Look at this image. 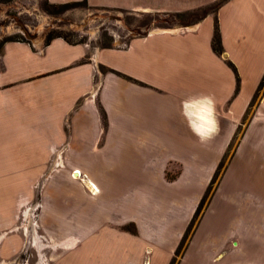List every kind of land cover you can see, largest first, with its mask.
Wrapping results in <instances>:
<instances>
[{
  "label": "crops",
  "instance_id": "crops-1",
  "mask_svg": "<svg viewBox=\"0 0 264 264\" xmlns=\"http://www.w3.org/2000/svg\"><path fill=\"white\" fill-rule=\"evenodd\" d=\"M81 1L166 15L219 0H47ZM214 18L222 57L211 50ZM118 39L107 48L43 38L0 49V216L9 194L46 176L33 233L48 241V264H169L264 74V0H228L194 23L124 47ZM52 160L61 165L46 173ZM21 244L3 237L0 259ZM177 264H264V93Z\"/></svg>",
  "mask_w": 264,
  "mask_h": 264
},
{
  "label": "rangeland",
  "instance_id": "rangeland-1",
  "mask_svg": "<svg viewBox=\"0 0 264 264\" xmlns=\"http://www.w3.org/2000/svg\"><path fill=\"white\" fill-rule=\"evenodd\" d=\"M48 4L47 0L0 1V41L10 38L24 39L26 41L33 42L38 39L46 38L47 34L52 32L67 36L72 42L86 43L90 49H94L93 47L95 45H108L110 43L109 38H112L111 44L113 46V44H116L113 42V37L115 36L119 38L117 41L121 43L120 46L124 47V44H126L128 39L132 36H143L155 30H166L177 26L188 25L194 20L193 18L187 17L174 19L173 17L153 13L131 14L116 10L92 9L83 6L51 10L50 8H47ZM27 36L30 37V40H27ZM259 100H257L250 108L245 120H243V122L241 121L243 124L238 126L240 127L239 130H237L238 128L236 129L237 131L234 138L230 144H228L226 149L227 155L221 170L222 173L228 166V163L238 145L244 127L247 124V121H249L252 117ZM224 154H226V152ZM60 165L61 161H50L48 163L46 173L57 169ZM216 167L214 168V171L216 170ZM72 173L71 177L74 178ZM177 174L178 166L170 167V170H168L165 174V179L167 180L168 178L167 181L171 182L176 179ZM203 174H206V170L204 166H201V174L199 177H195V184L202 186V181L204 180ZM78 178H80V176H78ZM45 179L46 176H42L37 180H34L31 187H29V193L24 192L9 194V201L13 204L12 207L7 209L5 208V216H0V243L3 240V237L5 238L7 235L14 234L21 238L22 244L19 252L14 258L9 261L6 260L5 262L0 259V264H38L39 262H42V260L45 264H48L46 263L48 251L46 246H48V241L44 240L41 235L36 236V234L34 235L33 233L34 231H38L39 213L41 210L40 195ZM154 179H156V177H154ZM209 182L206 185V188L209 185ZM189 192L192 193L191 190ZM192 194H189L186 191L184 195L185 205L189 204V197L192 196ZM5 197L6 194L0 193V205L1 201ZM207 206L208 204L206 207ZM206 207L203 208L202 214L198 218V222ZM1 209L2 208H0V211ZM210 216L211 213L206 216L204 222L202 223L203 230L200 232V237L207 233ZM197 240H201V238H197Z\"/></svg>",
  "mask_w": 264,
  "mask_h": 264
},
{
  "label": "trees",
  "instance_id": "trees-1",
  "mask_svg": "<svg viewBox=\"0 0 264 264\" xmlns=\"http://www.w3.org/2000/svg\"><path fill=\"white\" fill-rule=\"evenodd\" d=\"M0 1H4V0H0ZM227 1L228 0H219L218 2H216L213 5H210V6H207L204 8H200V9H196L192 12L166 14L163 16L173 17L174 19L185 18V17L193 18L194 20L190 23H194V22L204 18L208 14H213L223 3L227 2ZM77 6L87 7L86 3L84 1H81V2H76V3L62 4V5L48 4L47 8H50L51 10H53V9L73 8V7H77ZM54 38H61L68 43H75V42L70 41L67 36H64V35L59 34V33L50 32L47 34V36L45 38V44H47L50 40H52ZM6 42H26V43H28V41H26L24 39H10V38H8V39H4V40L0 41V49H1L2 45ZM109 42L110 43L106 46L98 45L97 47H100V48L111 47L112 38L111 39L109 38ZM77 43H83V42H77ZM211 50L218 57L223 56V48L221 46L220 34H219V29H218V24H217L216 18H214V22H213V34H212V38H211ZM225 64L233 72V74L235 76V80H236V90L235 91L237 92L238 77L236 74V69L233 66V64L228 60H225ZM123 78L128 80V81H131L133 83H138V82L131 80L127 77L123 76ZM263 92H264V74H263V76H262V78H261L250 102H249V105H248V107L245 111V114L243 116L242 122H243V120H245V117H246L248 111L250 110V108L255 104V102L257 100L260 99ZM99 114H100L102 124L105 126V124H106L105 123V116H104V113L101 109L99 110ZM242 122H241V124H243ZM239 128L240 127H238L237 130H239ZM226 155H227V151H226V154H224L222 159L219 161V163L216 167V170L214 171V174H213V176L209 182V185L207 186L203 196L199 200V202L195 208V211H194L190 221L188 222V224L185 228V231H184V233H183V235H182V237H181V239H180V241H179V243H178V245L174 251L173 257L171 258L169 264H177L178 263L179 258L182 256L184 249L186 248L188 242L190 241L191 235H192L194 228L198 222V218L202 214L203 208H205L206 205L208 204V202L210 201V198L216 189V185H217L218 180H219L218 178H220L222 175L221 170L223 168V162L226 158ZM167 180H168V178H167ZM124 229H126L130 233H135L133 225L126 226V227H124Z\"/></svg>",
  "mask_w": 264,
  "mask_h": 264
},
{
  "label": "bare ground",
  "instance_id": "bare-ground-1",
  "mask_svg": "<svg viewBox=\"0 0 264 264\" xmlns=\"http://www.w3.org/2000/svg\"><path fill=\"white\" fill-rule=\"evenodd\" d=\"M204 130V129H203ZM72 176L74 177V178H78V176H79V173L76 171V172H73L72 173ZM73 178V179H74ZM89 185V187H90V189L89 190H91V191H89V192H91V194H95L97 191H96V189H95V187H93L91 184H88ZM88 188V187H87Z\"/></svg>",
  "mask_w": 264,
  "mask_h": 264
},
{
  "label": "water",
  "instance_id": "water-1",
  "mask_svg": "<svg viewBox=\"0 0 264 264\" xmlns=\"http://www.w3.org/2000/svg\"><path fill=\"white\" fill-rule=\"evenodd\" d=\"M26 38H27V40H30V37L27 36Z\"/></svg>",
  "mask_w": 264,
  "mask_h": 264
}]
</instances>
